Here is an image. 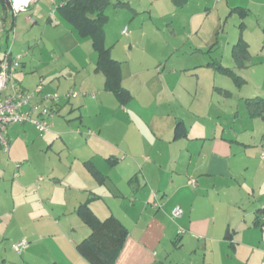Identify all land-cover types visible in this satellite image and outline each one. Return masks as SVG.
I'll list each match as a JSON object with an SVG mask.
<instances>
[{"label":"rangeland","instance_id":"rangeland-1","mask_svg":"<svg viewBox=\"0 0 264 264\" xmlns=\"http://www.w3.org/2000/svg\"><path fill=\"white\" fill-rule=\"evenodd\" d=\"M60 1L37 0L15 17L8 9L9 21H15L14 30L10 32L8 40L0 35L1 45L14 42L15 53L21 54L22 60L26 62L25 69L22 68L16 74L22 88L33 92L41 84L42 96L54 93L62 95L69 90L78 94L70 100L60 97L58 105L62 107L50 119L51 131L56 130L53 127L56 118L59 119L58 123H63L62 130L70 132L57 138L47 152L46 146L40 148L42 150L38 148L39 141L44 142L45 134L39 133L29 122H26L24 131L21 128L17 131L13 129L6 135L11 147L9 154L0 146V264H28L24 259L26 249L17 253L12 244L20 237L27 239L28 232L35 228H38V233L46 234L50 230L46 228L52 221L61 219L62 214L51 212L49 201L63 198L65 188L60 184L52 188L57 183L53 180L50 181L51 186L44 184L49 182V176L52 175L58 176L61 183L71 181L77 166L85 173L83 167L74 161V141L78 139V144L95 142L101 148H106L111 143L137 137L134 127L126 125L125 117L120 113L123 107L111 93L103 90L102 74L93 71L95 52L90 45V38H85L89 43L85 51L70 50L73 38H81L72 25L61 19L55 11V5ZM110 1L105 10V42L107 46L114 45L112 56L122 63L123 85L130 88L134 95L131 105H128L129 110L132 106L138 107V112L153 120H156L157 113H170L182 117L188 127H199L198 122L204 124L206 131L211 128L219 133L224 130L226 135L235 134L248 144L241 155L244 166L247 165L246 180L249 183L254 176L262 181L264 156H261L264 146L261 149L259 146L261 143L264 145V120L247 115L245 97H264V0H195L197 6H192L189 11L203 14L195 19L198 21L197 26L201 27L199 35L204 39L207 34L218 30L219 45H215L211 52H207V47L203 49L204 52H194V47H189L185 37L190 36V31L184 29L177 17L167 14L160 3L153 6L151 13L135 14L132 8L117 7L116 0ZM237 6L242 9L233 10ZM160 15L165 21H161ZM28 17L36 22L29 23ZM123 28H126V34L121 33ZM132 33L137 47L130 50L127 35ZM240 33L249 43L250 51V59L244 68L234 65L230 53L231 45ZM179 41L184 42L182 47L171 54L168 49L179 45ZM161 54L167 56L158 64L156 59ZM188 58L196 59V65L199 66L194 67L188 62L182 66ZM209 58L230 67L244 81L237 84L234 76L207 66ZM165 61L169 62L165 64ZM139 72H142L139 75L142 76L141 82L132 78ZM45 85L53 89L45 92ZM49 104L44 106L48 107ZM71 106L73 110L68 113ZM194 113L201 116L194 119ZM77 116L81 118L77 119ZM98 129L100 132H97ZM73 162L76 167L72 165ZM40 176L45 180L39 182L40 190L36 193L34 184ZM260 185L264 192V184ZM46 196H49V201ZM38 197L45 203L32 204L31 201ZM12 200L21 207L13 205ZM2 235L11 239L20 236L13 242H6ZM32 241L33 237H30L29 246L33 244ZM35 248H38V254L34 256V264H46L50 254L45 251V243H39Z\"/></svg>","mask_w":264,"mask_h":264},{"label":"crops","instance_id":"crops-1","mask_svg":"<svg viewBox=\"0 0 264 264\" xmlns=\"http://www.w3.org/2000/svg\"><path fill=\"white\" fill-rule=\"evenodd\" d=\"M35 1L37 0L33 2ZM123 1L128 2L126 8H132L135 14L138 12L151 13L153 6L157 3L163 5L167 14L177 17L184 25V29L190 31V36L185 35V37L189 42V47H194V52H204L203 49L206 47L207 52H211L215 45H219L218 30L207 34L204 39L199 35L201 27L197 26L198 21L195 19L203 14L199 11H189L192 6H197L195 0ZM62 2L63 0L56 3V12V6ZM3 3H5L4 0H0V19L4 22L6 32H1L0 35L8 40L11 32L8 29L11 24L14 26L15 21L14 23L12 20L9 21L7 16L9 8L5 10ZM162 16H159L161 21H165ZM42 18L41 16L40 20L43 22ZM28 20L31 24L36 22L35 20L32 22L29 17ZM49 21L48 17L47 22ZM123 29H121V33ZM173 32L175 35V29ZM104 33L106 41L105 28ZM127 36L129 49L137 47L134 34ZM80 38L81 40L73 38L74 43L70 50L79 49L83 52L87 49L89 44L85 40L87 37ZM240 38L247 43L249 61V43L242 33L239 34L235 42L233 41L230 53L234 65L237 68H244L248 61L244 67H238L232 54V47ZM183 43L181 41L177 43L179 45L170 47L168 50L171 52H168L174 54L178 51V47H182ZM90 45L92 47L91 39ZM105 45L107 46L106 42ZM107 47L112 56L114 45L110 44ZM12 50L15 52L14 42H12ZM93 51L95 52L94 49ZM159 56L156 59L159 61L158 64L162 63L167 55ZM112 58L120 62L122 86L128 89L131 94V99L127 103H120L112 92L105 89L103 73L95 70L96 52L93 71L102 74L103 90L111 93L123 107V111L120 113L124 115L126 125L134 127L137 137H128L126 141L111 143L106 148H101L100 144L95 142L78 144V139L74 141L76 144V147L73 148L74 161L83 167L85 173L73 162L72 165L76 167V173L73 174L71 181L61 183L58 176L50 177L48 175L49 182L44 184H47L48 187L50 181L53 180L57 183L50 185L52 188H57L59 184L65 188L63 198L60 200L49 201V196L53 197V194L46 196L49 201V209L51 212L62 214L61 219L55 218L46 228L50 229L46 234L38 233V228H35L28 232L27 239L19 238L20 235L14 239L2 235L3 240L13 242L16 238H19L16 241L26 239L28 246L25 248L24 259L28 264H34V256L38 254V248L36 249L35 245L39 243H45V251L50 254L49 259L45 261L46 264H91L78 253L75 247L90 233V226L81 219L76 211L79 205L86 203L98 218L103 219L114 215L128 230L114 264H262L264 262V209L262 208L264 192L261 191L260 183L264 184V178L261 181L253 176L249 183L246 180L247 165L244 166L245 162L241 155L248 144L233 133L226 135L224 130L220 133L216 129L211 130V128L206 131L202 123L196 122L199 127H195V125L188 127L182 117L177 115L157 113L156 120H153L152 118L147 119L146 116L138 112V107L132 106L133 108L129 110L134 95L130 88L123 85L121 61L114 56ZM169 61H165V64ZM183 62L182 66H185L186 62L194 67L199 66L196 65V59L188 58ZM206 65L213 66L215 69L217 66L230 68L212 58L207 60ZM25 67L26 62L22 60L20 67L15 72V79L20 86H22L21 80L16 78V74ZM141 73L132 75V78L135 77L141 82L142 76L139 77ZM242 81H244L243 78ZM49 89L53 88L50 85H45L44 91L47 92ZM246 98L250 97H245V107ZM49 103L52 104L49 99L41 101V105ZM61 107L62 105H58L57 112ZM72 110L71 106L68 113ZM246 111L250 118L264 120L262 116H250L247 107ZM193 116L194 119H197L201 115L194 113ZM80 118L81 116H77V119ZM58 120L54 118L53 127L56 130L51 131V124L50 130L43 133L45 134L44 142L39 141V150L46 146L47 152L57 141V138L70 132V130H62L63 123H58ZM177 121H182L187 130L186 135L179 138L174 137V126ZM25 126L26 122L8 125L4 132L5 138L13 129L17 131L21 128L24 131ZM97 132H100V129ZM0 146L3 147L1 144ZM263 146L261 143L259 149ZM78 149H80L79 152H76ZM10 150L9 144L7 151L3 149L8 154ZM90 166L98 172L97 176ZM262 167L264 169V164ZM44 180L45 178L42 176L37 179L34 184L36 193L40 190L39 182ZM11 202L17 208L21 207L14 200ZM32 202L45 203L41 197H38L37 200L33 199ZM176 206L181 208L182 213L180 216L174 217L172 211ZM179 228L183 230L182 233L178 232ZM30 237H33L34 241L29 246Z\"/></svg>","mask_w":264,"mask_h":264},{"label":"trees","instance_id":"trees-1","mask_svg":"<svg viewBox=\"0 0 264 264\" xmlns=\"http://www.w3.org/2000/svg\"><path fill=\"white\" fill-rule=\"evenodd\" d=\"M110 2V0H63L56 6V10L63 20L72 25L80 37L91 39L92 47L97 54L95 70L103 73L105 89L112 92L120 103L125 104L131 99V94L128 89L122 86L120 62L112 58L109 48L105 45L104 24L107 21L105 10ZM115 5L127 7L128 2L116 0ZM3 7L5 10L9 8L5 3H3ZM236 9L241 10L242 8H234V10ZM8 30H13V24ZM232 54L237 66L244 67L249 54L247 43L242 38L233 45ZM216 68L234 76L237 84L242 81L241 76L236 75L233 69L222 66ZM246 107L250 116L264 117L263 97L246 98ZM186 131L182 121L175 123V138L186 135ZM90 169L93 170V167L90 166ZM93 173L98 175L96 170H93ZM76 211L81 219L90 226L88 236L75 246L78 253L91 264H114L128 234L126 226L114 215L103 219L98 218L86 203L79 205Z\"/></svg>","mask_w":264,"mask_h":264},{"label":"built area","instance_id":"built-area-1","mask_svg":"<svg viewBox=\"0 0 264 264\" xmlns=\"http://www.w3.org/2000/svg\"><path fill=\"white\" fill-rule=\"evenodd\" d=\"M34 0H9V10L12 16H16L19 12L26 10V8ZM6 32L3 20L0 19V33ZM122 33H127L126 28ZM22 55L15 53L12 50V43L0 44V144L4 150L8 149V142L4 136V132L8 125L14 123H32L39 133H46L50 130L51 123L49 118L54 116L56 112L60 97L69 100L77 96V92L69 90L66 93L59 95L54 93L52 95L41 94L42 85L39 84L35 91L31 92L22 88L15 79V72L20 67ZM43 99H49L52 104L50 106L41 105ZM33 100L34 103H33ZM264 154H262V157ZM159 205L158 203H155ZM264 209V203L262 205ZM182 210L176 206L172 215L180 216ZM179 233L183 230L179 228ZM28 246L26 239H20L12 244V248L20 253ZM264 264V262H262Z\"/></svg>","mask_w":264,"mask_h":264},{"label":"water","instance_id":"water-1","mask_svg":"<svg viewBox=\"0 0 264 264\" xmlns=\"http://www.w3.org/2000/svg\"><path fill=\"white\" fill-rule=\"evenodd\" d=\"M7 6H9V0H4Z\"/></svg>","mask_w":264,"mask_h":264}]
</instances>
